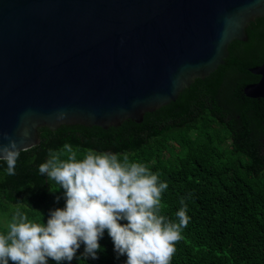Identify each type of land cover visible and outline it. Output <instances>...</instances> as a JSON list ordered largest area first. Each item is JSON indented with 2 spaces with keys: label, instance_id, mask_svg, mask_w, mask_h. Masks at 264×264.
<instances>
[{
  "label": "water",
  "instance_id": "1",
  "mask_svg": "<svg viewBox=\"0 0 264 264\" xmlns=\"http://www.w3.org/2000/svg\"><path fill=\"white\" fill-rule=\"evenodd\" d=\"M259 17L264 0H0V143L140 123L223 64ZM249 70L260 78L245 95L264 98V62Z\"/></svg>",
  "mask_w": 264,
  "mask_h": 264
},
{
  "label": "trees",
  "instance_id": "2",
  "mask_svg": "<svg viewBox=\"0 0 264 264\" xmlns=\"http://www.w3.org/2000/svg\"><path fill=\"white\" fill-rule=\"evenodd\" d=\"M246 32V41L229 44L223 64L174 101L146 112L140 123L40 127L39 143L19 152L15 175L0 160V233L7 232L17 207L42 223L50 210L64 207L63 189L56 190L38 166L49 149L70 143L81 149L78 159L85 149L111 151L157 173L168 183L162 214L173 222L184 198L190 221L171 264H264V98L243 91L260 78L249 68L264 62V17L251 21ZM99 244L98 259L80 257L81 245L71 264H125L107 230Z\"/></svg>",
  "mask_w": 264,
  "mask_h": 264
},
{
  "label": "clouds",
  "instance_id": "3",
  "mask_svg": "<svg viewBox=\"0 0 264 264\" xmlns=\"http://www.w3.org/2000/svg\"><path fill=\"white\" fill-rule=\"evenodd\" d=\"M66 114L59 112L58 120ZM27 136V132L24 133ZM0 143V160L7 174L15 175L19 156L14 140ZM81 149L70 143L49 149L39 173L63 189V208L50 210L47 222H35L17 207L6 233H0V264H71L80 257L98 259L99 240L105 230L117 255L125 264H171L175 245L190 217L187 205L176 213L178 223L162 214L161 197L168 188L157 173L127 154ZM60 197H56L58 201ZM42 216V214H41ZM126 221V223H120Z\"/></svg>",
  "mask_w": 264,
  "mask_h": 264
}]
</instances>
